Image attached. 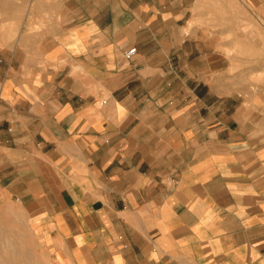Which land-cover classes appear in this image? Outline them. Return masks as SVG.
I'll use <instances>...</instances> for the list:
<instances>
[{"label": "crops", "instance_id": "crops-1", "mask_svg": "<svg viewBox=\"0 0 264 264\" xmlns=\"http://www.w3.org/2000/svg\"><path fill=\"white\" fill-rule=\"evenodd\" d=\"M61 1L11 38L0 24V202L39 256L264 264V60L217 58L231 0ZM241 35L264 51L263 23Z\"/></svg>", "mask_w": 264, "mask_h": 264}, {"label": "rangeland", "instance_id": "rangeland-1", "mask_svg": "<svg viewBox=\"0 0 264 264\" xmlns=\"http://www.w3.org/2000/svg\"><path fill=\"white\" fill-rule=\"evenodd\" d=\"M251 1L253 2L252 4L247 3L246 0H231L232 49L225 50L223 48V35L216 37L217 58H223L222 54L232 58L231 70L234 72L241 69L240 64L246 59H248L249 63H255L256 58L259 59L260 54H262L264 60V51L261 53L254 49L256 46L254 35L250 36L251 39L249 37L248 48L251 49L245 50L244 47H247V45L244 42L240 43L241 38L244 37L241 35V31L255 34L256 31L258 32L262 28V23L264 25V22L257 15V12L264 11V2L259 5L256 0ZM61 2V0H0V24L3 23L4 26L7 19L8 37L11 38L13 34L10 33L17 31L18 28L29 27L32 23H38L41 26L47 23L46 12L48 9H53V7L59 8L62 5ZM215 10L217 14L223 17V1L215 3ZM188 17H191L190 14ZM222 19L219 20L220 22L217 20V23H223ZM185 23L182 20L179 25ZM192 24V20H189L186 26L189 27ZM170 58L174 61L180 59L179 51L173 50ZM224 66L225 62L221 59L216 67L217 71L220 72L217 73V76L222 81L224 79L222 74ZM168 69L171 70V67ZM175 69L176 67L174 66L173 70L168 73L169 78L175 77ZM251 69H255V67ZM236 78L239 80L240 75ZM234 85L235 87H240L241 84L236 82ZM237 89L239 90V88ZM0 248V264H51L47 257L39 256L37 253L35 241L27 226L25 216L15 202H8L7 204L0 202Z\"/></svg>", "mask_w": 264, "mask_h": 264}, {"label": "built area", "instance_id": "built-area-1", "mask_svg": "<svg viewBox=\"0 0 264 264\" xmlns=\"http://www.w3.org/2000/svg\"><path fill=\"white\" fill-rule=\"evenodd\" d=\"M137 54H138V48L136 46H131L124 51V57L129 61L134 60Z\"/></svg>", "mask_w": 264, "mask_h": 264}, {"label": "bare ground", "instance_id": "bare-ground-1", "mask_svg": "<svg viewBox=\"0 0 264 264\" xmlns=\"http://www.w3.org/2000/svg\"><path fill=\"white\" fill-rule=\"evenodd\" d=\"M3 235V234H2ZM11 249V248H10ZM0 250H1V248H0Z\"/></svg>", "mask_w": 264, "mask_h": 264}]
</instances>
